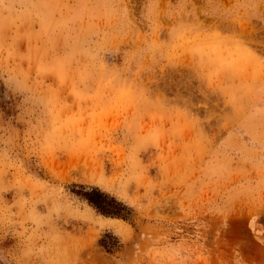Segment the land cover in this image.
I'll list each match as a JSON object with an SVG mask.
<instances>
[{"label": "rangeland", "instance_id": "obj_1", "mask_svg": "<svg viewBox=\"0 0 264 264\" xmlns=\"http://www.w3.org/2000/svg\"><path fill=\"white\" fill-rule=\"evenodd\" d=\"M0 264H264V0H0Z\"/></svg>", "mask_w": 264, "mask_h": 264}, {"label": "trees", "instance_id": "obj_2", "mask_svg": "<svg viewBox=\"0 0 264 264\" xmlns=\"http://www.w3.org/2000/svg\"><path fill=\"white\" fill-rule=\"evenodd\" d=\"M107 202V205L111 206V207H120V204L119 203H116L114 200H106ZM96 209L102 214V215H105V216H108V217H116V218H121V216L115 212H112L110 210H107V209H104V208H101V207H96Z\"/></svg>", "mask_w": 264, "mask_h": 264}]
</instances>
